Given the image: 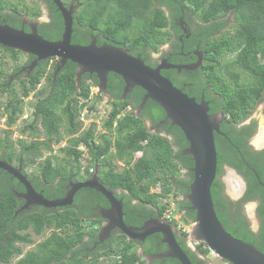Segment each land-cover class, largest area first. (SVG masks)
<instances>
[{
	"label": "trees",
	"instance_id": "obj_1",
	"mask_svg": "<svg viewBox=\"0 0 264 264\" xmlns=\"http://www.w3.org/2000/svg\"><path fill=\"white\" fill-rule=\"evenodd\" d=\"M78 1L81 5L73 17L72 43L87 45L90 35L93 34L97 39V45L124 47L129 53L134 55L139 53L140 58L145 61L149 54L148 50L157 51L170 37L171 33L167 26L173 24L174 19L173 16L166 15L165 10L171 11L184 6L192 17L206 23L205 26L202 25L204 39L201 44L205 51V61L203 66L197 69L200 76H203L200 88L204 91V98L211 101L208 112L221 111L224 117L219 125V132L214 133L217 167L210 189L214 209L228 232L264 251V164L244 155V160L251 165L258 178L255 177L252 171L246 169L240 159V153L231 145V142L241 143L244 137L247 138L254 133L255 122L249 125L240 123L250 116L264 93V0ZM51 4L58 16L57 31L47 35L39 29V35L48 40H58L61 38L64 24L58 9ZM9 6V3L0 0V9ZM38 14V10H35L34 15ZM12 26L15 27L13 24ZM225 27L228 29L223 30ZM79 30L82 32L79 33ZM4 51L9 53L13 62L17 60V51L7 47ZM226 55H231V58L225 60ZM51 59L53 62L49 63ZM54 60L55 57L41 60L40 70L30 79H24L17 85L13 83L8 85L9 79L5 74L3 62L0 61V93L9 95L2 104L3 110L0 111V115H6V125L9 128L3 131L5 137L0 138V149L4 148L0 150V159L8 163L13 159H21L25 165H30L43 151L50 152L42 162H39L37 172H32L31 177L35 187H37L35 181L42 178L44 184L42 195L47 199L63 197L68 191L70 180L74 182L90 178L94 172H89V169L93 168V171H97L99 181L107 189L114 191L115 194L121 190L116 196L123 201V220L127 225L140 226L150 214V208L145 204L156 209L153 215L162 217L169 201L177 200L176 196L180 201V209L187 210L183 220L193 221L194 211L188 210L189 202L180 197L188 193L192 181L190 169L193 166L191 155L183 153L188 142L181 129L173 125L164 135L160 129L152 131L144 123V119L149 116H146L144 111L141 115L135 114L133 107L138 104L140 98L135 103L121 99L122 86L119 90L113 87L105 89L114 98L112 101L106 97L103 90H100L89 106L90 110L95 109V103L103 97L107 102H111V109L107 117L102 119L101 125L103 129L115 131L114 141L112 142L111 136L107 133L97 132L95 122L82 129V122L79 119L81 106L78 105V100L89 98L90 87L99 84L98 77L95 74L90 76L83 73L80 75L78 87L77 64L67 60L54 76L56 67ZM45 72H47L45 84L43 87H37ZM167 73L164 72V75L171 80ZM110 75L116 74L109 72L108 76ZM117 77L122 80L119 75ZM123 83L122 80L121 85ZM136 91L140 93V97L144 93L138 86ZM210 91L217 94L219 100L214 99ZM29 94L35 101L30 102L31 104L27 106L30 109L29 114L23 117L26 104L29 102L25 98ZM148 102L150 103L146 105L152 110L149 120L154 126L165 118V112L156 102L150 100ZM129 104L133 107L127 110ZM18 119L22 122L20 131L26 133V136L30 135L32 139L27 140L25 139L27 137L23 136L18 140L17 150L8 136L12 132L10 127L16 124ZM39 127L44 131L43 136H40ZM174 134H177L176 138ZM61 141H64V144L57 148L60 150L58 157L52 153L53 145ZM224 141L230 145L227 150L222 147ZM112 143L115 145L114 152H111ZM81 145L87 147L85 148L88 155L84 158V151L79 148ZM138 150L142 151V154L135 158L134 153ZM115 159L123 161L122 170H117L114 166ZM222 161L237 168L242 166V170L248 173L250 187L247 198L253 197L255 191L260 193L257 196L261 201L262 223L257 240L245 227L236 228L229 223L218 207L222 201L216 192L215 183ZM187 168L190 171L186 175L190 178L184 179L181 176L182 169ZM181 182L185 186L180 185ZM156 186L160 187V190L150 191L151 187ZM18 191H23L21 182L0 168V264H10L12 259H16L26 250L24 246L32 244V248L14 260L13 264H91L93 259L87 260L88 253L83 252L84 247L97 239L96 229L102 221L98 209L108 208V200L95 189L83 187L73 196L72 203L77 209L71 204L61 208L38 205L18 211L22 203L16 195ZM82 197L95 199L82 205L79 201ZM160 197H165L166 201L160 203ZM131 199L138 201L133 209ZM139 208L141 211H137ZM94 215H99L98 220L94 219ZM84 216L88 223H84ZM44 230L48 233L38 241L34 236L43 235ZM180 233L182 236L176 235V240L190 261L193 264H205L197 253L184 245L186 234L181 228ZM85 236L88 240L84 243ZM147 241L150 244L146 245ZM202 244L204 243L201 242L197 246V250L199 254L205 255L210 250L203 249ZM100 248L97 252L90 253L95 257L92 262L99 261L98 257L102 256L107 260L106 264H181L176 258L171 257L156 258L151 263L147 262V256L167 249V245L161 242L160 233H153L142 242L118 232L109 238L102 249ZM137 248H141L140 254ZM107 256L112 258L108 259Z\"/></svg>",
	"mask_w": 264,
	"mask_h": 264
},
{
	"label": "water",
	"instance_id": "obj_2",
	"mask_svg": "<svg viewBox=\"0 0 264 264\" xmlns=\"http://www.w3.org/2000/svg\"><path fill=\"white\" fill-rule=\"evenodd\" d=\"M54 2L63 15L64 29L60 39L48 40L35 30L25 32L10 26H0V44L33 54L38 59L55 57L60 63L66 60L76 63L78 87L80 74L86 72L97 75L100 82L98 85L102 89H105L106 75L109 72L122 78L125 89L131 85L141 87L144 90L142 104L147 99L158 103L164 110L166 118L181 129L188 142L185 154L191 155L193 161L192 181L188 193L183 198L194 211V224L190 236L204 242L209 250L231 264H264V251L228 232L214 209L210 190L217 167L214 133L219 132L220 122L224 119L222 112L209 113V106L205 100L197 101L188 96L160 73L161 68L183 66L162 61L156 67H152L145 64L139 56L129 54L124 47L109 44L97 46L94 41L88 45L72 43V13L60 0ZM59 69L60 66L56 67L54 76ZM0 168L23 184L25 192L20 196L24 198L25 204L21 209L27 208L30 204L47 208L68 206L72 204L77 190L90 187L100 192L109 202V207L103 209L101 215L108 222L98 230V239L103 241L108 238L114 228L128 238L138 241H143L153 233H160L161 241L167 245V249L160 254L148 256L149 259L171 257L176 258L181 264H193L177 242L174 229L166 219H149L140 226L127 225L123 220L122 199L117 198L114 191L107 189L99 181L97 171L88 179L72 183L63 197L47 199L33 188L25 174L10 163L0 160Z\"/></svg>",
	"mask_w": 264,
	"mask_h": 264
},
{
	"label": "flooded vegetation",
	"instance_id": "obj_3",
	"mask_svg": "<svg viewBox=\"0 0 264 264\" xmlns=\"http://www.w3.org/2000/svg\"><path fill=\"white\" fill-rule=\"evenodd\" d=\"M15 1L16 3H18V6L16 5V3H14V4H11L9 7H3L2 9H0V26H10L15 29L24 30L25 32H31L35 30L38 34H39V29H40L44 31L47 35H51L53 32L57 31L56 19L58 16H57L56 11L53 10L51 6L52 5L51 3H53V5H55V9L56 10L58 9L54 0H51V1L50 0H15ZM60 2L65 6L66 9H68L72 13L73 17H74V14L78 12L79 7L81 5V2L78 0H60ZM36 8H39V9H36ZM35 10H38L39 12L38 15H34ZM173 10L171 11L165 10L166 15L173 16V19H174L173 24H169V26H167V28L169 29L171 33L169 39L165 41L163 44H161L157 51L148 50L149 54L146 57V61L143 59L142 60L144 61L145 64L152 66V67H156L157 65L162 63V61L168 62L170 64L183 66L180 68H172V67L161 68L160 73L163 76H165L164 72H168L167 74L170 75V77L172 78L171 80L174 82L173 84L176 87L181 89L188 96L195 98V100L197 101L205 100L209 106L211 101H208L204 98V91L200 88L201 87L200 80L202 79L203 76H200V74L197 72V69L199 67H202L205 61V51L202 48L201 44H202V39H204L203 34H202V25L205 26L206 23L201 22L196 17H192L189 14L188 10L184 8V6L182 7L180 6V8L178 9L174 8ZM58 11L63 21V15L59 9ZM12 24L15 25V27L12 26ZM230 25L231 24L228 25L229 29H230ZM228 27H225L223 30L228 29ZM81 32L82 30H79V33ZM92 41H94L95 44L97 45V39L93 34L90 35V41L87 43V45L91 43ZM102 45H97V46H102ZM6 47L7 46H3L0 44V52L4 51ZM7 48H10V47H7ZM11 49L13 51H17L16 52L17 60L14 61L16 64L14 65L15 68L11 70L12 73L10 75L9 74L7 75L9 79L8 85H11L14 82L18 84V83H21L22 80L24 79H30V77L34 75L35 72L40 70L41 65L39 64V62L41 60H45V59H38L37 56L30 54V53H25L23 51L13 49V48ZM129 54L140 57L139 53L136 55L132 53H129ZM54 61H55L56 67L60 66V69H61V66L67 62L66 60L64 63H60L58 62L57 58H55ZM172 61H177V62H172ZM51 62H53L52 59L50 60L49 63ZM56 67L54 68V70L56 69ZM170 70H175V72H169ZM77 71H78V66H76V73ZM88 74L92 76L95 73H88ZM108 75L109 73L106 75L105 89H109L113 87L115 90H119V88L122 86L121 99H126L129 101V103H135L140 98L138 104L135 107L129 104L127 110L129 109V107L130 108L133 107L136 115H141L144 111V114L146 116H149L144 119V123L146 126L151 128L152 131L156 132L160 129L161 131H163L162 135H164V133H166V130H168L169 127L174 125L171 123L170 119L166 118V114H165V118L161 119L156 125L153 126L149 120L150 115L152 114V110L150 106L146 105V103H150L148 102L149 100L150 101H153V100L147 99L142 104L144 93H142L140 97V93L136 91L137 85L127 86V89H125L126 88L125 83L121 85L122 80L117 77L118 76L117 74L110 75V76ZM89 79L90 78H88V80ZM177 85H181V87H183L187 91H184L180 86H177ZM96 87H97V84H96ZM105 89L101 88V90L104 91L106 97L110 101H112V99L114 98H112L110 94L108 93V90H106L107 91L106 92ZM188 92H190L192 95H189ZM210 93L213 95L214 99L219 100V97L217 94H215L212 91H210ZM110 105L112 106L111 102H110ZM263 106H264V103H263ZM263 106H262V112H263ZM218 112H221V111H216L215 113H218ZM252 122L256 123L254 133L247 138L244 137L241 143L233 144L231 142V145L234 146V148L240 153V159L245 165L246 169L254 173V170L251 167V165L248 164L244 160L245 159L244 155L249 156L253 160L257 159V161H261L264 164V140L257 143L255 142L256 136L253 139V135L260 129L257 127V121L255 117L251 116V114L248 118H246L243 122H241L240 125H249ZM231 129L233 128L231 127ZM176 136L177 134H174L175 138ZM27 138H29V140L32 139L30 135H27ZM227 139L231 141L228 137ZM222 147L223 149L227 150V148L229 149L230 145L229 143L224 141ZM176 149H178V146ZM185 149H183L184 154H185ZM4 152L8 154V152L6 151ZM0 160L5 161L4 159H0ZM10 164L13 167L17 168L18 170H20L21 173L25 174L29 182L33 186V188L38 193L42 194L44 184H43L41 177L35 181V184L37 186L35 187L32 184V179H31L32 173L26 170V165L21 161V159H18V160L13 159V161L10 162ZM190 170L189 168L182 169L181 176H183L184 179L190 178L189 176L186 175L187 173H189ZM94 173L92 175H94ZM254 175L255 177H257L255 173ZM216 178H217V183H215V189H216V192L219 198L222 201V203L218 205L219 209L226 216L229 223H231L232 225H235L236 228L245 227L252 234V237L255 240H257L258 235L260 233L261 223H262V214L260 212L261 201H260V198L258 197L260 193L258 191H255L253 197L247 198V196H249L248 190L250 187L249 182H248V178H249L248 173L242 170V166H239V168H237V167L231 166L225 161H222L220 164V172H218V175L216 176ZM77 181H80V180H77ZM231 181H235V183L237 182V185L235 187H230L228 185V182H231ZM74 182H71V180L69 181L68 189L70 188V185ZM180 185L185 186L183 182H181ZM263 189H264V186H263ZM24 192H25L24 186H23V191L16 192V195L18 196L19 200L22 202V203L20 202L21 204H20L18 211H21L24 209H30L35 206H38L37 204H30L27 208L21 209V207L25 204V200L20 195L23 194ZM120 193L121 191L116 192L117 195ZM184 195H180L181 199L183 198ZM176 198H177V201H176L175 208L179 210L181 214V219L182 221H184L183 217L187 210L185 208L180 209V201L178 197ZM94 199L95 197L91 199L89 197H82L79 199V201L81 202L82 205H86L88 202H92ZM137 203L138 201L136 199H131L130 204L132 205V209L135 207V205H137ZM71 206L77 209L75 204L72 203ZM145 206L150 208V214L147 215L146 219H144L142 223H144L145 221L149 219H157V218L164 219L163 217L153 215V213H156L155 208L151 207L149 204H145ZM187 207H188V210L191 211V209L189 208V205ZM103 209H107V207L106 208L100 207L98 209V214L100 216L102 215ZM137 211H141V208L137 209ZM99 215H94V219H97ZM84 218L87 219L85 216ZM107 222L108 220L102 218V221L99 224V229L101 226L105 225ZM175 222H176V219H172L170 221V224L172 228L174 229L175 236L176 235L182 236V234L180 233V228H181V230L185 232L186 234L184 245L187 248H189L191 251L199 254L197 250V245L194 243V238L190 236V231H191L192 225L194 224V220L193 221L188 220L187 222L184 221L186 225H182L180 223H177V222L175 223ZM116 233H118V230L114 228L111 231V235L108 238H105L102 241L98 239L99 238L98 237L96 240L92 242V244L85 246L83 252L88 253L87 259H89L92 256L90 253L97 252L99 247H101L100 249H102V246L109 240V238L113 234L115 235ZM87 240H88V237H87ZM87 240L84 239V243ZM145 241H146V238L142 242H145ZM147 243L150 244L149 241L146 242V245ZM28 246H31V245H27L24 247H28ZM31 248L32 247H30L29 249ZM25 249L26 250L24 252L29 250L28 248H25ZM139 250L141 251V248H139ZM23 253L20 256H22ZM160 253L161 252H158L157 254H160ZM157 254H153V255H157ZM20 256H18L14 260H17ZM156 258L155 257L150 258L149 262L151 263ZM201 259L205 261V264H207L206 259L204 258H201ZM225 264H228L227 261Z\"/></svg>",
	"mask_w": 264,
	"mask_h": 264
},
{
	"label": "rangeland",
	"instance_id": "obj_4",
	"mask_svg": "<svg viewBox=\"0 0 264 264\" xmlns=\"http://www.w3.org/2000/svg\"><path fill=\"white\" fill-rule=\"evenodd\" d=\"M3 1V3H9L10 5L11 4H14V3H16V1L15 0H2ZM16 5L18 6V3H16ZM231 14V13H230ZM231 21H233V20H231ZM12 55H14V53H11ZM229 58H231V55H226L225 56V60H227V59H229ZM20 59V58H19ZM22 60V59H21ZM0 61H2L3 62V65H4V68H5V70H6V72H5V74H6V76L9 74H11L12 72H11V70H13L14 68H15V62H13V60H12V58H11V56L9 55V53H7V52H5V51H2V52H0ZM46 74H47V72H45L44 73V75L42 76V81L39 83V86L38 87H40V86H42L43 87V85L45 84L44 83V78L46 77ZM14 85H17V83L16 82H14L13 83ZM94 90H96V87L94 88ZM17 91H19V90H17ZM8 97H9V95L8 94H6V93H0V111H2L3 110V108H2V104L4 103V102H6V100L8 99ZM25 100L26 101H29L27 104H26V108H25V110H24V112H23V117H25L26 115H28L29 114V111H30V109H29V107H27V106H29L32 102H34L35 101V98H31V94H29V96L27 97V98H25ZM31 102V103H30ZM263 103H264V93H263V97H262V99L259 101V103L256 105V107H255V109L252 111V113H251V116H253V117H255V119H256V121H257V127L259 128V129H262V130H264V116H263V112H262V106H263ZM96 104V108L97 109H99V111H95L96 112V115L97 114H100L105 108H106V110H105V114L108 112L109 113V111H110V109H111V105H110V102L108 101L107 102V100L105 99L104 100V98H100L99 100H97V102L95 103ZM108 109V110H107ZM107 113V114H108ZM94 116V117H97V116H99V115H97V116ZM21 116V117H22ZM105 115H103V117H104ZM93 116H90V118L89 119H95ZM102 117V119H104V118H106L107 116H105L104 118ZM6 115L4 114V115H0V138H3V137H5V134H4V130H6V129H9L8 128V126L6 125ZM86 121V118H85V120H84V124H83V128L82 129H85L86 128V126H87V124L89 123L90 124V122H91V120H89V122H85ZM116 123V122H115ZM21 124H22V122L20 121V119H18L17 120V122H16V124L14 123L11 127H10V130L12 131L10 134H9V136H8V139H9V141H11L12 143H13V146H14V148H16L17 150H18V148H19V143H18V140L19 139H21L23 136L24 137H27L26 136V133H22L21 131H20V126H21ZM97 126V125H96ZM261 126V127H260ZM85 127V128H84ZM39 131L41 132L40 133V136H43L44 134H43V129L42 128H40L39 127ZM101 129H103V128H101ZM104 130V132L105 133H107L108 135H110L111 136V139H112V142L114 141V136H115V131H113V130H108L107 128H105V129H103ZM103 132V131H102ZM258 132L259 131H257L254 135H253V139H254V137L255 136H257V134H258ZM25 139H28L29 140V138H25ZM1 143V142H0ZM64 144V141H61L60 142V144H59V146L58 147H60V146H62ZM54 148H56V145H53V149ZM114 148V149H113ZM1 149H4L3 147L1 148ZM0 149V150H1ZM115 151V147H114V144L112 143V146H111V152H114ZM50 152H48V151H43L42 152V155L39 157V158H37V159H35L34 160V163H35V165H34V163H32V164H30V165H27L26 164V170L28 171V172H30V173H32V172H37V165L39 164V162H42L43 161V159L46 157V155H48ZM52 153H54L55 155H57L58 157H60V150H56V151H52ZM113 163H114V166L116 167V169L117 170H122L123 169V167H124V163H123V161L122 160H117V159H115L114 161H113ZM228 185L230 186V187H235L236 185H237V182L235 183V181H231V182H228ZM158 190H160V187H158V186H156V187H151V189H150V191H152V192H156V191H158ZM119 192L121 191V190H118ZM170 197H173V195H170ZM177 197V196H176ZM164 201H166L165 200V197L163 198V197H160V203H164ZM176 199H173V201L172 200H170L169 201V204L171 203L172 204V202H173V205H171L172 207H173V209H174V212H173V215H172V217L171 218H167V217H165V216H162L163 218H165L169 223H170V221L172 220V219H176V222L177 223H180V224H182V225H186V223L184 222V221H182V219H181V214H180V212H179V210H177L175 207H176ZM87 219H84V223H88L87 221H86ZM175 222V223H176ZM186 227V226H185ZM98 229H99V227H97V229H96V233L98 232ZM48 233V231L47 230H44V232H43V235H41V236H34V237H36V239L37 240H41V239H43V237H45L44 235H46ZM85 240H87V237L85 236V238H84ZM33 246V244L31 245V246H28V247H26V248H30V247H32ZM137 251H138V253L140 254V250H139V248H137ZM199 255V257H201V258H204V259H206V261H207V264H225L226 263V261L225 260H223V259H221L216 253H214V252H212L211 250L207 253V254H205V255H201V254H198ZM189 258V257H188ZM146 260H147V262H149V258L147 257L146 258ZM14 263V259H12V262L10 263V264H13Z\"/></svg>",
	"mask_w": 264,
	"mask_h": 264
},
{
	"label": "built area",
	"instance_id": "obj_5",
	"mask_svg": "<svg viewBox=\"0 0 264 264\" xmlns=\"http://www.w3.org/2000/svg\"><path fill=\"white\" fill-rule=\"evenodd\" d=\"M47 69H49V66L47 67ZM38 86H39V84H38ZM37 86V87H38ZM94 86H91L90 87V95H89V101H88V99H85V98H79V100H78V105L79 106H81V108H80V110H79V119H80V121L82 122V128H83V124H84V120H85V118H86V123L87 122H89V120H91V122L90 123H92V122H95L96 123V125H97V132H104V130L103 129H101L102 128V125H101V121H102V117H103V115L105 114V110H103L100 114H99V116H97V117H94L95 116V114H96V112H95V110H97V111H99V109H97V108H95V109H92V110H90L89 109V106H91V104H92V101H94V96H95V94H97L98 92H99V88L98 87H96V90H94ZM104 98V100H105V97H103ZM108 113V112H107ZM107 113L105 114V116H107ZM90 116H93L95 119H89L90 118ZM104 116V117H105ZM103 117V118H104ZM90 124L88 123L87 124V126H86V128L89 126ZM85 128V127H84ZM96 132V133H97ZM96 142H97V140H96ZM60 144V143H59ZM59 144H56V148H54V151H56L57 150V148H58V146H59ZM79 148L80 149H82L84 152H83V158L85 157V156H87L88 155V153H87V149L83 146V145H81V146H79ZM142 154V151H140V150H138V151H136L135 153H134V156H135V158H137L138 156H140ZM95 170V169H94ZM89 172H94L93 171V168H90L89 169ZM171 205H173V202H172V204L170 203L169 205H168V208L163 212V214H162V216H165V217H167V218H171L172 217V215H173V212H174V209H173V207L171 206ZM186 228V227H185ZM194 243L196 244V245H200L201 244V241H197V240H194ZM204 243V242H203ZM202 248L203 249H205V248H208L207 247V245L204 243V244H202ZM213 252V251H212ZM108 257V259H109V257H111L112 258V256H107ZM116 257H118V256H116ZM94 258L95 257H93V258H91V259H93L94 260ZM90 259V260H91ZM98 259H99V261H97V262H90L91 264H106L107 263V260H105V259H103L102 258V256H99L98 257Z\"/></svg>",
	"mask_w": 264,
	"mask_h": 264
},
{
	"label": "bare ground",
	"instance_id": "obj_6",
	"mask_svg": "<svg viewBox=\"0 0 264 264\" xmlns=\"http://www.w3.org/2000/svg\"><path fill=\"white\" fill-rule=\"evenodd\" d=\"M106 110V108L104 109ZM108 110V109H107ZM4 115V114H3ZM96 115V114H95ZM99 115V114H97ZM96 115V116H97ZM105 115V114H104ZM124 115V114H123ZM120 119V118H119ZM93 123V122H92ZM114 123V122H113ZM94 131V130H93ZM99 134V133H98ZM262 140H264V130L260 129L258 132V135L256 136L255 142H261ZM112 145V144H111ZM115 146V145H114ZM86 147V146H85ZM87 148V147H86ZM114 149V148H113ZM109 152V151H108ZM111 155V154H110ZM113 155V154H112ZM115 156V155H114ZM111 161V160H110ZM133 161V160H132ZM131 164V163H130ZM35 165V164H34ZM113 165V164H112ZM60 198V197H59ZM58 208V207H57ZM61 208V207H60ZM82 219V218H81ZM89 219V218H88ZM84 227V225H83ZM85 229V228H84ZM62 230V229H61ZM95 233V232H94ZM96 234V233H95ZM89 261V260H88Z\"/></svg>",
	"mask_w": 264,
	"mask_h": 264
},
{
	"label": "clouds",
	"instance_id": "obj_7",
	"mask_svg": "<svg viewBox=\"0 0 264 264\" xmlns=\"http://www.w3.org/2000/svg\"><path fill=\"white\" fill-rule=\"evenodd\" d=\"M94 87H96V86H94ZM97 87L99 88V91L101 90V88L99 87V85L97 84ZM165 219V218H164ZM194 240H196V239H194ZM197 241H200V240H197ZM202 242V241H201ZM198 246V245H197ZM91 258H93V256H91L89 259H87V260H90Z\"/></svg>",
	"mask_w": 264,
	"mask_h": 264
}]
</instances>
